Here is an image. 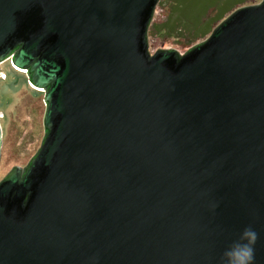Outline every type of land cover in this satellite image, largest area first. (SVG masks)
Listing matches in <instances>:
<instances>
[{
  "label": "water",
  "instance_id": "water-1",
  "mask_svg": "<svg viewBox=\"0 0 264 264\" xmlns=\"http://www.w3.org/2000/svg\"><path fill=\"white\" fill-rule=\"evenodd\" d=\"M158 4L0 0V62L45 90L0 264H264V0L186 51L150 48Z\"/></svg>",
  "mask_w": 264,
  "mask_h": 264
},
{
  "label": "rangeland",
  "instance_id": "rangeland-1",
  "mask_svg": "<svg viewBox=\"0 0 264 264\" xmlns=\"http://www.w3.org/2000/svg\"><path fill=\"white\" fill-rule=\"evenodd\" d=\"M232 1H216L205 12V23L197 27L181 26L179 30L153 33L150 48L158 50L166 45L186 51L208 36L194 39L204 31H211ZM259 1L249 0L247 3ZM171 3L172 0H159L155 23L160 24L167 19L172 10ZM10 59L8 57L0 62V180L13 166L24 167L27 164L44 135L45 90L29 84L26 72L15 68Z\"/></svg>",
  "mask_w": 264,
  "mask_h": 264
},
{
  "label": "trees",
  "instance_id": "trees-1",
  "mask_svg": "<svg viewBox=\"0 0 264 264\" xmlns=\"http://www.w3.org/2000/svg\"><path fill=\"white\" fill-rule=\"evenodd\" d=\"M216 1L220 2L222 0H172L170 15L164 22L152 24L151 30L153 33H158L179 30L181 26L182 28L197 27L205 23L203 16L211 5L216 4ZM248 1L249 0H233L231 6L224 10L219 19H223L234 8L247 4ZM210 32L211 31H204L194 39L205 37Z\"/></svg>",
  "mask_w": 264,
  "mask_h": 264
}]
</instances>
